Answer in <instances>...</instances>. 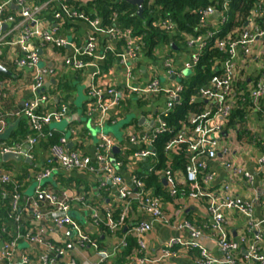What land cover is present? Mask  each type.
I'll list each match as a JSON object with an SVG mask.
<instances>
[{"label":"built area","instance_id":"1","mask_svg":"<svg viewBox=\"0 0 264 264\" xmlns=\"http://www.w3.org/2000/svg\"><path fill=\"white\" fill-rule=\"evenodd\" d=\"M52 2L61 6L60 10L54 12V20H61L64 17L81 21L89 24L94 32L106 33L125 41L124 51L119 55L126 66L123 91H118L115 84H104L103 87H98L92 83L87 87L90 101L88 113L92 117L94 127L102 130L112 121L110 113L119 111L121 103L126 100L150 102L158 98L165 99L164 107L152 118V122L156 125L153 129L145 125L141 129L128 126L125 130V141L133 150L132 157L141 162L149 160L153 155L154 143L158 136L168 130L163 117H166L181 101L180 94L183 90L181 80L193 72L203 51L218 34V28L227 21L225 15L228 11L227 1L212 0L211 5L198 11L199 27L195 30L196 35L184 37V47L189 53L183 64L178 66L174 57L168 52L162 56L161 66L165 83L161 85L155 72L151 73L150 79L145 84H140L135 79L129 62L136 57L135 43L138 37L133 36L130 29L120 31L112 27L105 30L100 27L98 19H88L82 12L69 7L66 4L67 0H51L36 6L28 5L26 0H0V26L5 23L10 24V35L13 34L7 44L18 47L21 53V56L16 57L13 63L16 67L32 70L30 88L33 92L40 94L24 103L23 109L17 114V117L26 119L33 134L28 135L24 142L15 144L0 142V156L12 153L25 157L21 143L32 147L40 140L52 138V130L46 127L53 123H60L68 114L67 105H61L51 115L38 113L50 101L44 93L41 94L45 83L44 77L48 71L40 68L39 56L31 45L37 41L41 45L59 50L71 46L66 38L58 37L57 24L48 30L41 28L38 16L46 11ZM12 5L18 7L17 16L8 13ZM262 13L259 8L255 9L239 33L238 30H234L222 39H214L213 48L226 52L228 58L220 64V73L214 74L205 85L199 88L197 94L189 99V103H203V111L200 114L188 111L185 121L180 123L175 135L164 146L165 151L172 155H177L182 149L184 150L186 156L184 170L168 167L164 171L157 172L165 182L171 197H175L179 192L189 203L206 202L215 244L222 254L220 259L211 256L201 244L204 236L203 229L195 228L185 219L171 221L164 211L161 198L144 188V183L137 177V172L132 174L129 183L122 179L118 174L123 165L122 162L110 157L113 147L119 146L115 140L100 132L98 145L92 157L68 150L66 139L60 137L57 144L50 147L46 168L35 175L37 186L33 195L26 197L23 193L14 191L7 217L8 222L14 224V230L12 234H9L8 241L0 243V264H36L32 261V256H37V264H78L75 253L88 250L92 251V256L85 257L86 259L82 260L83 264H108L120 250L127 248L126 236L108 248H100L86 229L71 216L72 202L77 199L66 195L58 196L42 185V181L50 179L56 169H61L65 173L85 172L110 183L109 185L117 189V199L120 204L117 220L113 219V208L104 209L103 219L96 209L91 210V220L95 227L103 223L112 235L123 225L125 226L127 220H132L127 236L134 238L138 247L136 256L132 258L135 264H163L177 257L180 252L191 250L199 251L196 264H240L237 256L242 245H245L247 249L244 257L245 264H264V254L259 247L260 236L255 232L257 224L251 219L252 205H244L234 196L231 183L222 185L216 191L212 185L214 176L208 168V162L220 156L222 166L229 172L231 181L242 175L251 180L248 173L229 160L230 152L227 146L229 142L227 140L224 142V137L233 136L230 130L226 133L225 125L236 103L242 99V95L248 94L253 108L264 98V25L261 27L256 21L264 17ZM216 14H218L217 27L211 29L208 21ZM159 25L170 35L174 34L172 21H163ZM200 29H205V32L200 34L198 31ZM16 33L18 35L14 36ZM238 53H241L244 61L252 62L259 71V76L254 82L245 86V93L244 90L238 91L236 88L239 73ZM85 58L90 61L86 62ZM97 61H104V56L97 54L96 37L90 35L84 45L72 46V53L64 56L62 62L64 66L73 70H83L93 66ZM9 117L10 115L0 113V134L6 129ZM145 122L148 124L147 120ZM112 160L114 163L111 162ZM259 164L264 165V156L259 160ZM146 172L149 174L153 170L149 168ZM11 182V175L0 170V183L11 184ZM132 204H135L136 212L133 211ZM233 211L248 219V231L253 234L251 239L241 236L238 241H232L227 238L224 213ZM154 225L171 228L178 232L179 236L170 238L158 250V253L151 254L147 236L152 232ZM65 232L71 233L74 237L72 247L75 255L50 241L49 237L52 233ZM183 232L187 234V237L182 235ZM2 233L7 234L5 227H2ZM21 244L25 245L22 247L25 251L19 248Z\"/></svg>","mask_w":264,"mask_h":264},{"label":"crops","instance_id":"2","mask_svg":"<svg viewBox=\"0 0 264 264\" xmlns=\"http://www.w3.org/2000/svg\"><path fill=\"white\" fill-rule=\"evenodd\" d=\"M26 1L28 5L36 6V3L39 0ZM74 1L80 5H86L91 2V0ZM60 7V4H57L56 11L60 10ZM9 10L8 13L12 16H17L19 11L16 5L10 6ZM47 13L48 12L43 14L40 13L38 17L41 28L44 30H48L56 24L62 25L63 19L65 21H71L74 25V28L67 29L64 33L59 29L57 31L58 37L66 38L71 44V46H66L62 51L51 48L50 46L41 45L37 41L33 42L31 45L33 50L36 51L39 56L40 68L43 71H48V74L44 77L45 83L43 85V90L41 91V94L44 93L45 95L50 96L49 103H46L43 107L46 109V113L51 115L57 109V100L55 98L59 96L57 91L60 90H57V88L59 82L63 78L67 80L71 88L69 92L70 96L68 98V114L60 123L50 125L49 129L52 130V134H58L60 137L66 139V148L68 150L80 152L83 155L92 157L97 148L100 135L99 133L93 135L88 129L89 123L91 127H94V125L92 117L88 113V105L90 101L87 87L92 83L98 87H103L104 84H115L118 91H123L126 66L122 63L119 55L124 51L125 41L123 39L114 38L112 35L106 33L101 34L94 32V29L89 24L81 21L69 20L62 17L61 20L50 22L49 18L46 16ZM217 21L218 14L211 17L208 21V24L210 25L209 28L213 29L217 27ZM99 23L101 28L105 30L109 29V27H104L100 20ZM10 31V24L5 23L0 26V39L2 40L0 42V67L4 71L0 72V113L10 115L8 125H15L14 132L18 129L22 121L28 123L25 121V118L17 117V114L23 109L24 103L32 100L40 94L39 92H33L30 88L32 70L16 67L13 63V60L16 57L21 56V53L18 47L8 46L7 44L13 36V34L10 35ZM17 35L18 34L16 33L14 36ZM90 35L96 37V51L98 55L101 54L104 56V61H97L93 66L86 67L83 70H73L72 68L64 66L62 62L63 57L72 53V46L80 47L84 45ZM177 48V51L172 50L173 53L171 55L174 57L178 66H180L187 60L189 51L185 49L183 45H179ZM145 49V44L142 43L141 38L138 37V41L135 43L136 57L133 61L129 62V67L133 70V75L140 84H145L150 79V75L153 72H155V75L158 77L163 76L161 59L166 51H164L163 54L156 51L149 57L145 54ZM237 63L239 67L238 79L241 80L240 84H246L245 86L250 85L254 82L256 77L259 76V71L256 70V66L252 62L249 60L244 61L241 53H238L237 55ZM104 68H106V70ZM164 104L165 99L163 98H158L157 100L150 101L146 104L132 102L128 111L121 107L119 111L110 113L112 121L108 124H115L120 117L131 115L133 118L131 123L127 126L137 123V129H141L145 125H148L153 129L156 125L152 122V118H154L158 110L164 107ZM13 115H15V117H11ZM10 118L13 119L10 120ZM140 119H143L142 124H139ZM146 120L148 124L145 122ZM244 131L248 133L245 136V140L236 139L233 135L230 138L224 137V142L226 140L229 142L227 145L230 152L228 156L229 160L239 165L246 173H248L251 180L242 175L231 181L232 178L230 177L229 172L222 166V159L220 156L209 161L208 168L214 176L212 185L216 191L219 190L222 185L231 183L230 185L234 196L244 205H252L251 219L257 224L255 232L260 236L259 247L260 251L264 254V165L259 164V160L264 156V98L257 103L254 111L249 113ZM108 136L115 140L120 147V155L126 163L122 165L118 174L126 183H129L132 174L134 172H140L141 169L139 164L141 161L132 157L133 150L127 145L124 136L122 141L116 140L110 135ZM16 141L17 140L10 137L4 142L9 144L20 142ZM44 142H47V139H45ZM21 144L22 151L26 156H21L22 160L18 162L8 161L10 165L6 166V169L3 172L10 174L12 179L18 173L20 175L28 173L26 179L21 180L18 185V188L21 189V192L27 197V189L29 188L30 183L35 180V175L46 168V161L50 156V148L44 149L43 147H38V143L32 147L25 143ZM129 149L130 153H127ZM25 158H29V163L24 161ZM26 164H31L33 168H26L24 166ZM56 175H62L65 179H70V184H68L69 182H66L67 184L61 185V183H58ZM50 178V182L45 184L47 188L52 190L58 196L66 195L73 199H77L72 202L71 216L82 226V228L86 229L90 237L98 243L100 248H108L111 244H115L120 240L113 237V235H111L104 227L103 223H100L98 227H95L91 220V210L96 209L100 214L101 219H103L105 208H113L114 213L117 209H120V204L117 199L118 192L114 186L109 185L98 177L81 171L65 173L61 169H56ZM0 185L2 184L0 183ZM163 206L165 213L170 217L171 221L173 220L174 222L185 219L187 213L190 212V222L195 228H200L204 231L201 244L208 250L211 256L217 259L222 257L221 252L215 244V236L211 226V219L207 213L206 202H192L184 209L183 207L171 204L163 203ZM224 216L228 239L238 241V238L241 236H244L247 239L252 238L253 234L248 231V219L244 215L233 211L225 212ZM130 222L133 221L127 220L126 225L124 226L125 232L123 236H126L127 238V230L130 226ZM100 225L104 228L101 229ZM9 227L11 230L10 234H12L14 224L10 221L7 222L5 226L7 232L9 231ZM182 235L187 237V234L184 232ZM177 236H179V233L171 228L154 225L152 232L147 236L150 253H158V250L162 248L170 238ZM49 238L50 241L57 246L64 247L68 253L74 254V249L72 247L74 237L71 233H52ZM22 250L25 251L23 248ZM246 250L245 245L240 247L237 256L240 264H245L244 257ZM91 252L92 251L89 250L86 252H76V255H74L77 257L78 264H83L82 260L86 259L85 257L92 256ZM31 258L33 262L36 264L38 263L37 256H32ZM197 259L198 257L196 256L195 250L188 252L182 251L177 257L167 260L163 264H196ZM126 264L135 263L130 259Z\"/></svg>","mask_w":264,"mask_h":264},{"label":"trees","instance_id":"3","mask_svg":"<svg viewBox=\"0 0 264 264\" xmlns=\"http://www.w3.org/2000/svg\"><path fill=\"white\" fill-rule=\"evenodd\" d=\"M48 1L50 0H39L36 4L41 5ZM226 1L228 5V11L225 14L227 16V21L218 28V34L215 35V37L209 42V46L203 51L199 58L198 65L193 72L181 80L180 83L183 86V90L180 94L181 101L174 106L172 111L168 113L166 117H163L168 130L163 135L158 136L154 143L153 155L149 160L140 162L139 167L141 170L136 173L137 177L144 183V188L146 190H151L156 196H159L164 204L176 205L183 208L188 207L189 204V202L182 198L178 191V194L175 197H171L165 184H163L162 178L157 172L164 171L168 167L178 168L182 171L184 170L186 164L184 150L182 149L177 155H172L165 151L164 146L165 143L175 135L180 123L185 121L188 111L196 114H200L203 111V103H189V99L193 95H196L199 88L205 85L214 74L220 73V64L228 58L226 52L213 48L212 43L214 39H222L234 30H238L239 33L255 9L259 8L264 16V0ZM66 4L77 11L83 12L90 20H100L104 27H115L120 31L130 29L133 36L141 38L142 43H144L146 47L145 54L150 57L156 51L161 52L162 54L164 51L172 54L171 44H173L174 47H179V45H184L185 36H195V30L199 27L198 11L211 5L212 0H144L143 14L141 18L134 15L136 8L123 0H91V2L86 5H80L74 0H67ZM56 10L57 4L52 2L50 7L45 11L48 12L46 16L49 18L50 22L54 21L53 15ZM43 13L41 12V14ZM167 20H170L173 23L175 29L173 35H170L167 31L160 28L159 24ZM256 21L261 27L264 25V17H262V19L258 18ZM71 28H74L71 21H65L64 19L62 25H58V29L63 33L65 30ZM209 30L211 31V29ZM198 31L202 34L205 32V29H200ZM63 49L60 50L62 51ZM85 61H90V59L85 58ZM106 68L104 69L106 70ZM240 81L241 80L237 78L236 88L238 91L244 90L245 93L246 84H240ZM57 90H60L57 91L59 96L55 98L57 100V109L62 104L67 105L68 107V98L70 96L69 92L71 88L65 78L59 82ZM46 96H48V98L50 97L49 95ZM147 101L136 102L138 104H146L148 103ZM132 102L133 101L126 100L121 103V107L128 111ZM251 111L253 112L254 108L251 100L248 98V94L245 93L242 95V99L236 103V107L228 117L227 124L225 125L226 133H229L228 131L230 130L236 139L245 140V136L248 133L244 131V128L247 123V117ZM38 113L43 115L46 113V109L42 108ZM11 119L13 118H10V120ZM130 126L136 128L137 123ZM46 128L49 129V127ZM172 131H174V133ZM29 134H33L29 129V124L22 121L18 129L12 133L11 137L14 140L23 142ZM59 138L60 135L53 134V137L47 139V142H44V140L38 141V147H43L44 149L50 148L52 145L57 144ZM127 153H130V149ZM114 158L117 161H121L123 165L126 163L120 153L115 155ZM8 165H10L8 161L0 163V169ZM24 166L29 169L33 168L31 164H26ZM149 168H152L153 172L148 174L146 171ZM27 175L28 173L22 175L18 173L12 179L11 184L0 185V242L8 241L11 231L9 227L7 234L1 232V228L5 227L8 222L7 217L10 213L11 195L14 191L22 193L21 189L18 188V185L21 180L26 179ZM56 176L58 183H61V185H65L68 182V184H70V179H65L62 175ZM132 208L133 211L136 212L137 208L135 204H132ZM119 213L120 209H117L115 213H113V219L117 220ZM185 220L193 225L190 222V212L185 216ZM101 226L102 225H100V228L103 229L104 227ZM124 232L123 225L113 234V237L121 239ZM126 241L128 245L127 248L120 250L109 264H126L127 261L136 256L138 247L135 239L128 237ZM195 251L196 256L199 258V251Z\"/></svg>","mask_w":264,"mask_h":264},{"label":"water","instance_id":"4","mask_svg":"<svg viewBox=\"0 0 264 264\" xmlns=\"http://www.w3.org/2000/svg\"><path fill=\"white\" fill-rule=\"evenodd\" d=\"M123 1L127 2L128 4H130L136 8V12L134 14L135 16L140 17V18L142 17L144 0H123ZM171 48L173 51L178 50V48L174 47L173 44H171ZM0 72H4L1 67H0ZM142 122H143V119H140L139 124H142ZM89 127H90V123L88 124V129H89ZM14 128H15V125H8L7 128L4 130V132L0 134V142L7 141L11 137ZM100 132H102V130H100L98 133H100ZM119 153H120L119 147H117V146L113 147L110 157L113 159L115 157V155H117ZM21 160H22L21 155H18V154H12L11 153V154H4V155L0 156V163H4L7 161H17L18 162ZM24 161L26 163H29L30 160H29V158H25ZM111 162L114 163L113 160ZM46 183H48V182H45L42 185H45ZM108 184H110V183H108ZM163 184H165L164 181H163Z\"/></svg>","mask_w":264,"mask_h":264},{"label":"rangeland","instance_id":"5","mask_svg":"<svg viewBox=\"0 0 264 264\" xmlns=\"http://www.w3.org/2000/svg\"><path fill=\"white\" fill-rule=\"evenodd\" d=\"M181 46V45H180ZM184 46V45H183ZM157 79L159 80V82L161 83V85H163L165 83V79L163 76L161 77H157ZM132 116H127V117H120V119L118 121H116L115 124H106L103 128H102V132L106 135H110L112 136L114 139L116 140H123V136H125V130L128 127L127 125L131 123L132 120ZM56 124V123H53ZM51 124V125H53ZM90 132L93 135H96L100 129L97 127H89ZM4 169H6V167L4 166L3 168H1V171H4ZM51 179V178H50ZM50 179H44L42 181V184H44L45 182H50ZM37 186V182L34 180L33 182L30 183L29 188L27 189V195L28 196H32L34 193V189ZM25 247L24 244H21L19 246V248Z\"/></svg>","mask_w":264,"mask_h":264}]
</instances>
